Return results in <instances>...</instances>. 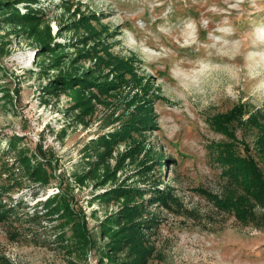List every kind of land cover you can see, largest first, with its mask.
Here are the masks:
<instances>
[{
	"label": "rangeland",
	"instance_id": "1",
	"mask_svg": "<svg viewBox=\"0 0 264 264\" xmlns=\"http://www.w3.org/2000/svg\"><path fill=\"white\" fill-rule=\"evenodd\" d=\"M37 7L47 16L53 42L65 47L63 70H53L31 40L0 25V149L9 137H21L28 155L38 148L45 153L52 179L45 185L24 180L0 197L17 214L0 217V257L10 264H111L102 256L98 226L119 203L106 204L98 195L120 183L146 190L160 183L177 203L148 207L156 218L147 233L153 264H264V220L242 224L199 191L220 199L243 196L214 160L212 146L230 139L214 132L209 120L238 104L245 107L243 119L264 114V0H39ZM132 56L134 73L151 86L145 111L153 127L109 152H95L91 142L119 129L139 104L136 95L143 96L133 75L120 71L124 84L114 91L94 90L96 97L84 92L86 115L74 102L76 92L44 90L53 77L77 68L79 74L92 71L98 83L119 80L108 60ZM233 130L264 171L257 129ZM137 142L140 155L122 160ZM236 151L246 153L240 143ZM158 156L161 167L153 161ZM143 158L153 166L150 172H142ZM75 176L86 179L81 184ZM60 188L72 196L95 240L84 251L65 221L42 208Z\"/></svg>",
	"mask_w": 264,
	"mask_h": 264
},
{
	"label": "trees",
	"instance_id": "2",
	"mask_svg": "<svg viewBox=\"0 0 264 264\" xmlns=\"http://www.w3.org/2000/svg\"><path fill=\"white\" fill-rule=\"evenodd\" d=\"M38 3L39 0H0V25L10 27L13 33L31 40L36 46L38 57L49 56L47 59L50 65L48 66L53 70H63L62 57H64L65 47L53 42L47 16L41 8L37 7ZM77 56L82 60L88 58L87 54L80 52ZM111 63L113 65L111 69L119 74V80L115 78L114 81L98 83V79L92 71L87 70L79 74L80 69L77 68L74 72H63L53 77V80L44 90L48 94H56L58 91L76 92L79 96L74 97V102L86 115L88 109L85 108V103L90 104V100L88 101L89 98L85 97L84 92H90L89 97H96L94 90L99 94L114 91L124 84L120 71H128L133 75V81L137 83L143 96L136 95L139 104L136 105L130 118L119 129L91 142L97 149L95 152H98V149L109 152L114 144L129 138L132 133L153 127L151 125L152 116L145 111L147 107L145 106L147 105L145 96L151 92V86L147 84V81L142 84L141 77L134 73V70L137 69L135 66L136 59L132 56L125 61L108 60L107 64L111 65ZM245 114L244 105L238 104L228 112L215 115L209 120L210 127L214 132L230 139V142L212 146L214 160L221 167L227 183L241 190L243 196L238 200L220 199L202 189L199 191L209 200L215 201V206L219 210L233 213L240 223L246 224L248 221H252L255 224H260L259 222L264 220V171L260 169L257 162L249 154L248 147L241 141H237L233 127L240 125L247 129H257L255 148L259 158L264 161V114L258 111L243 119ZM20 141L21 137L11 136L6 141L5 150L0 149V178H5L3 180L6 182L0 185V197L9 192L10 187L12 189L20 187L24 180L33 184L45 185L52 179L49 171L50 161L44 159L46 158L45 153L38 148V154L28 155L27 150L19 146ZM238 143L243 145V150L246 152L244 155H240L236 151V144ZM140 152L141 148L138 147L137 142L130 151L122 154L121 159L135 161ZM98 156L101 157L102 154ZM143 159L138 162L144 170L142 172H150L153 166H150L149 161H146L145 158ZM122 160L117 163L119 164L117 170L122 168L123 165L120 166ZM153 161L159 167L162 166L163 159L161 156ZM108 174L109 172L106 173V175ZM113 174L115 173L113 172ZM85 179L84 176L80 178L75 176V180L81 184ZM100 182L96 185L97 187L104 186L107 181ZM159 184L152 183L151 189L146 190L138 186L120 183L98 195L97 198L106 204L111 201L119 203L118 209L106 215L98 226V237L104 241L101 250L102 256L111 264H153L151 260L155 249L149 243L147 233L155 225L156 218L148 211V207L161 205L169 209L170 202L177 203V198L168 191L169 189H160L158 188ZM147 196L149 197L147 198ZM71 202L72 196L65 189L60 188L57 194L43 203L42 208L46 215H58L61 220L65 221V226H69L71 230L72 239L79 245V249L84 251L89 245L94 244L95 240L90 238L82 215L72 207ZM255 209L261 210V213H257ZM15 212L14 207L3 206L0 203V217L7 218L9 215L17 217ZM0 264L10 263L5 258L0 257Z\"/></svg>",
	"mask_w": 264,
	"mask_h": 264
}]
</instances>
